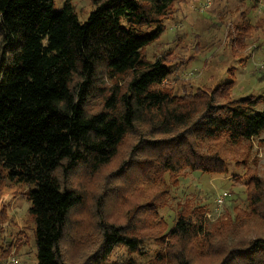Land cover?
Masks as SVG:
<instances>
[{
  "label": "trees",
  "instance_id": "16d2710c",
  "mask_svg": "<svg viewBox=\"0 0 264 264\" xmlns=\"http://www.w3.org/2000/svg\"><path fill=\"white\" fill-rule=\"evenodd\" d=\"M178 1L94 0L80 22L71 0H0V192L27 188L38 264H69L67 249L79 258L96 240L82 264L119 250L124 264H264V177L250 160L263 100L236 98L234 82L166 84L170 65L145 50ZM186 172H233L245 200L230 223L207 228L187 202L170 227L160 211Z\"/></svg>",
  "mask_w": 264,
  "mask_h": 264
},
{
  "label": "rangeland",
  "instance_id": "374dc122",
  "mask_svg": "<svg viewBox=\"0 0 264 264\" xmlns=\"http://www.w3.org/2000/svg\"><path fill=\"white\" fill-rule=\"evenodd\" d=\"M64 1L55 0L57 11ZM71 1L80 22L87 21L94 0ZM145 53L151 60L162 57L168 62L172 74L166 84L178 95L234 82L236 98H261L258 110L264 111V0H179L160 39ZM250 160H257L253 169L264 177V146L259 140L253 142ZM230 171L242 172L235 167ZM233 172H186L171 189L170 201L160 214L171 227L179 203L190 202L206 209L207 228L230 223L234 205L241 201L244 205L245 200L243 188L231 184ZM26 190L23 185H6L0 192V264H38ZM96 245L97 240L79 258L65 246V260L82 264ZM125 258L119 250L107 263L124 264Z\"/></svg>",
  "mask_w": 264,
  "mask_h": 264
},
{
  "label": "built area",
  "instance_id": "2783aa9c",
  "mask_svg": "<svg viewBox=\"0 0 264 264\" xmlns=\"http://www.w3.org/2000/svg\"><path fill=\"white\" fill-rule=\"evenodd\" d=\"M219 202L222 203V199H220Z\"/></svg>",
  "mask_w": 264,
  "mask_h": 264
}]
</instances>
